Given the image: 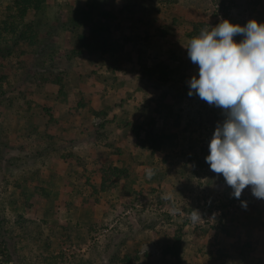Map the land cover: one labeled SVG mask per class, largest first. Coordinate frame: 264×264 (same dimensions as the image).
Here are the masks:
<instances>
[{"label": "rangeland", "instance_id": "1", "mask_svg": "<svg viewBox=\"0 0 264 264\" xmlns=\"http://www.w3.org/2000/svg\"><path fill=\"white\" fill-rule=\"evenodd\" d=\"M112 2L104 9L106 13L113 9L117 16L113 22L105 21L110 32L131 37L135 46L145 50L143 66L163 60L170 71L168 82L156 80L162 85L160 91L149 94L164 96L165 105L156 115L158 133L169 136L161 146L162 156L151 157L148 150L137 149L129 129L117 122L100 129L102 136L97 134L105 119L92 107L102 109L108 101L113 110L107 119L117 115L141 124L155 113L138 93L139 80L132 67L117 72L99 63L98 55L68 57L67 50L77 46L68 25L51 28L58 16L65 21L85 0H56L44 14L30 10L27 22L35 23L39 41L15 46L12 35L0 40L5 49L0 56V218L10 264H123L127 255L140 257L135 264H157L165 245L177 234H182L178 264H211V250L229 251L234 242H250V259L264 264V199L234 200L223 175L214 173L206 162L208 145L225 114L198 95H189V82L193 76L199 78V67L186 49L196 36V24L206 23L209 30L223 19L240 26L250 20L264 24V0ZM9 3L0 0V20ZM125 4H131L141 20L135 23L129 11L121 13ZM119 20L128 30L115 23ZM165 24L172 28L163 35L158 28ZM242 39L234 37L237 43ZM116 57L127 61L128 54L120 52ZM58 75L67 92L86 99L88 106L75 115L44 82ZM29 102L53 107L67 125V131L55 129L56 147L44 136V125L34 130ZM117 149L133 154L128 160L133 164L130 178H117L116 186L108 183L110 188L103 190L95 168L112 159L118 166ZM70 153L75 156L63 160ZM78 158L85 161L87 171ZM132 181L126 194L124 185ZM192 210L201 216L196 223L190 218Z\"/></svg>", "mask_w": 264, "mask_h": 264}, {"label": "trees", "instance_id": "2", "mask_svg": "<svg viewBox=\"0 0 264 264\" xmlns=\"http://www.w3.org/2000/svg\"><path fill=\"white\" fill-rule=\"evenodd\" d=\"M56 0H10L7 6V13L3 20H0V40L6 35L14 36L15 46H18L21 42H29V44H36L39 41L40 36L38 31L34 27L35 23L27 22V16L30 10H34L35 13L44 14V12L50 8ZM257 2H262V0H255ZM111 0H85L84 6L73 10L70 16L64 21L60 17L56 19L54 25L51 29L61 28L64 22L68 25L71 31V36L75 40L77 46L74 50H67L68 57L80 58L83 55H98V61L102 65H108L114 70L122 71L124 66H129L130 68L136 70L137 79L139 80L137 91L148 101L150 106H154V115L148 119L144 120L141 124L134 123L129 119H122L117 115L109 118L110 112L113 110L112 104L108 101L104 104V108L100 109L98 107H92V111L98 116L105 119L103 123L99 125L97 134L100 135L101 130L105 129L109 124L117 122L119 126L129 129V133L133 140L136 142V148L141 150H148L151 157H156L161 155V146L164 139L168 138V135L159 134L156 129V115L161 110L160 107L165 105L164 96H151L150 92L160 91V84L156 83V80L161 83H166L169 81L170 71L168 66L165 65V61H161L156 65L143 66L144 64L142 58L145 50L139 46L133 44V39L131 37L120 38L117 37L116 32H110V29L105 21H115L117 16L113 9L111 12L106 13L105 7H111L114 3L109 4ZM129 11V15L132 20L136 23L140 18L134 12V8L131 4H125L121 9V13ZM227 16V14H226ZM228 17V16H227ZM119 20L117 23L119 26L128 30V25ZM220 22H217V25ZM236 24V23H235ZM237 25V24H236ZM200 26V27H199ZM206 27V23H201V25H195V32L193 35L199 34L200 30ZM63 28V27H62ZM172 25L165 24L158 28V32L166 35ZM49 34V33H48ZM50 36V35H49ZM49 38V37H48ZM49 40V39H48ZM47 49V48H46ZM5 49L0 47V56L5 55ZM45 51L44 53H46ZM120 52L127 53V61L119 60L116 55ZM143 67V69L141 68ZM96 72V71H95ZM47 84H51L50 93L55 96V98L62 103L68 105V110L70 115H75L79 112L81 108L87 107V102L83 94L78 93V96L71 95L66 91V85L64 83L61 75H58L55 80H49L48 78L44 80ZM141 101V100H139ZM143 101V100H142ZM27 111L30 113L29 121L31 125L34 123V130L38 131V128L42 125L45 126L44 136L50 141L51 146L56 147L57 136L55 134V129L57 126L61 127L63 130H68L65 123L60 120V117L56 114V110L53 107L46 106L37 102H29ZM34 120V121H32ZM1 135V131H0ZM176 136V135H175ZM1 152V151H0ZM115 156L118 157L119 165L114 164V160H110L107 164H100L95 168V172L102 180V189L107 190L110 186L108 183H112L116 186L114 181L117 178H123V180H128L130 177V169L133 164L129 163V158L132 153H125L124 150L117 149L114 151ZM74 153L62 156L63 160L72 159ZM77 163L84 167L85 161L78 158ZM85 171V172H86ZM89 183V186L96 192V185L91 182L90 176L85 175ZM153 178H156L155 176ZM134 181L127 182L124 185L125 193L129 194ZM251 186L244 190V194L240 197L244 200L247 197L253 198L251 195ZM237 198H234V200ZM3 219L0 218V264H10L11 255L9 250L2 239L3 230ZM223 230L228 233L229 228L225 225L222 226ZM183 233V230H180ZM181 237L182 234H177L173 239L165 245L162 255L158 258L157 264H178L181 261ZM253 252V245L250 242L244 243H231V248L226 252H214L210 251L211 254V264H254L253 260L250 259V254ZM147 257V256H146ZM140 257L127 255L123 260V264H135L134 259L139 260ZM145 264H152L149 262Z\"/></svg>", "mask_w": 264, "mask_h": 264}, {"label": "clouds", "instance_id": "3", "mask_svg": "<svg viewBox=\"0 0 264 264\" xmlns=\"http://www.w3.org/2000/svg\"><path fill=\"white\" fill-rule=\"evenodd\" d=\"M238 35L243 37L239 43L234 41ZM186 49L199 67L189 95L225 114L208 145L206 162L223 175L235 198L251 186L252 195L264 199V24L250 20L240 26L223 19L190 38ZM190 218L196 223L201 216L192 210Z\"/></svg>", "mask_w": 264, "mask_h": 264}]
</instances>
